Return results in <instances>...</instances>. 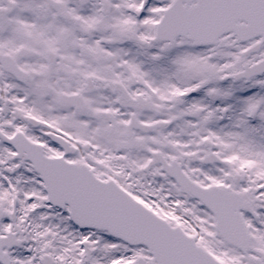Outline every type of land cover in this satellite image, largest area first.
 <instances>
[{"label":"snow or ice","instance_id":"6c2138e0","mask_svg":"<svg viewBox=\"0 0 264 264\" xmlns=\"http://www.w3.org/2000/svg\"><path fill=\"white\" fill-rule=\"evenodd\" d=\"M0 264H264V0H0Z\"/></svg>","mask_w":264,"mask_h":264}]
</instances>
